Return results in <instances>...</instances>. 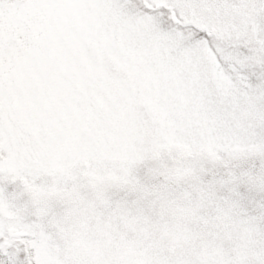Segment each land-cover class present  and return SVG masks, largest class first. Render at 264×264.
Returning <instances> with one entry per match:
<instances>
[{
  "label": "snow or ice",
  "instance_id": "1",
  "mask_svg": "<svg viewBox=\"0 0 264 264\" xmlns=\"http://www.w3.org/2000/svg\"><path fill=\"white\" fill-rule=\"evenodd\" d=\"M0 264H264V0H0Z\"/></svg>",
  "mask_w": 264,
  "mask_h": 264
}]
</instances>
